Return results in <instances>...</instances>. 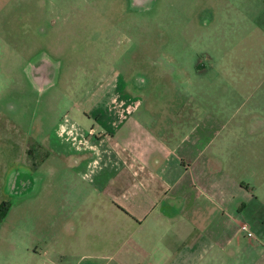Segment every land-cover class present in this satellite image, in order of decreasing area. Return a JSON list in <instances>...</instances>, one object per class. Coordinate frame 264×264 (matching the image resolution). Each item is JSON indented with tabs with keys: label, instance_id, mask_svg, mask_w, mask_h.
Returning <instances> with one entry per match:
<instances>
[{
	"label": "rangeland",
	"instance_id": "obj_1",
	"mask_svg": "<svg viewBox=\"0 0 264 264\" xmlns=\"http://www.w3.org/2000/svg\"><path fill=\"white\" fill-rule=\"evenodd\" d=\"M256 1L264 14V0ZM238 3L0 0V144L5 134L6 145L0 202L10 204L0 230V264H17L18 255L20 264H36L26 254L30 246L42 250L38 264H147L141 252L123 247L115 256L116 245L88 241L86 230L98 219L94 206L89 212L68 208L54 160L36 172L46 156L59 158L57 145L34 147L28 155L30 139L60 142L66 127L99 135L96 117L104 105H96L91 119L84 112L99 94L156 95L148 102L163 110L166 124L207 126L197 132L202 145L213 139L206 154L214 150L235 180L264 193V51H245L263 46L264 33L250 31L255 21L240 27ZM182 145L187 155L189 138ZM79 215L92 220L89 228H79Z\"/></svg>",
	"mask_w": 264,
	"mask_h": 264
},
{
	"label": "crops",
	"instance_id": "obj_2",
	"mask_svg": "<svg viewBox=\"0 0 264 264\" xmlns=\"http://www.w3.org/2000/svg\"><path fill=\"white\" fill-rule=\"evenodd\" d=\"M238 5L240 27L245 20L255 21L250 31L260 27L264 33V14L257 1L239 0ZM245 51L258 53L264 45ZM241 64L256 65L252 61ZM155 96H95L93 106L84 112L91 119L96 105H104L96 117L101 133L72 126L61 132L60 142L30 139V157L34 147L60 148L59 158L46 156L36 172L53 160L61 166L63 202L83 212L94 206L98 219L93 230H86L88 241L116 245L115 256L128 247L148 257L147 264H264V193L257 185L235 180L219 160L224 158L212 155L214 150L206 154L214 147L213 139L202 145L197 132L207 126L166 124L163 110L148 102L156 100ZM152 112L156 115L151 117ZM188 114L195 116L196 112L189 110ZM13 128L21 144L22 129ZM188 138L192 148L185 155L181 148ZM4 141L5 134L0 144L5 157ZM216 150L220 152L219 147ZM92 196L96 199L89 202ZM84 217L78 216L79 228L85 223L90 227L92 220L87 216V222ZM6 223L5 218L0 230ZM75 223L68 221L69 227ZM242 224L250 227L255 238L240 231ZM26 251L31 262L38 264L43 259L37 247Z\"/></svg>",
	"mask_w": 264,
	"mask_h": 264
},
{
	"label": "trees",
	"instance_id": "obj_3",
	"mask_svg": "<svg viewBox=\"0 0 264 264\" xmlns=\"http://www.w3.org/2000/svg\"><path fill=\"white\" fill-rule=\"evenodd\" d=\"M10 210V204L8 202H3L0 205V223L7 217Z\"/></svg>",
	"mask_w": 264,
	"mask_h": 264
},
{
	"label": "built area",
	"instance_id": "obj_4",
	"mask_svg": "<svg viewBox=\"0 0 264 264\" xmlns=\"http://www.w3.org/2000/svg\"><path fill=\"white\" fill-rule=\"evenodd\" d=\"M240 231L246 234L249 239L255 238V234L251 231L250 227L247 224H242L240 226Z\"/></svg>",
	"mask_w": 264,
	"mask_h": 264
}]
</instances>
